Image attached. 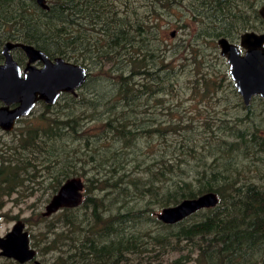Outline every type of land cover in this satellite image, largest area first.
Returning a JSON list of instances; mask_svg holds the SVG:
<instances>
[{"label": "trees", "instance_id": "obj_1", "mask_svg": "<svg viewBox=\"0 0 264 264\" xmlns=\"http://www.w3.org/2000/svg\"><path fill=\"white\" fill-rule=\"evenodd\" d=\"M151 1L140 11L130 0H47L48 9L0 0L4 40L83 65L89 72L80 90L94 73L103 71L107 83L63 94L19 127L2 158L0 197L43 190L47 201L67 178L84 177L80 203L38 214L40 238L31 235L37 253L56 254V264H166L170 251L180 256L169 264H264V123L250 124L249 113L233 124L216 115L212 123L210 113L201 131L193 127L197 117L184 119L179 110L190 90L217 98L214 105L226 95L250 109L227 69L210 70L205 44L221 62L217 39L256 29L255 2L213 0L212 31L168 47L160 12H147L177 0ZM180 49H191L182 53L183 67ZM209 191L218 197L214 207L174 224L157 218V210Z\"/></svg>", "mask_w": 264, "mask_h": 264}, {"label": "water", "instance_id": "obj_2", "mask_svg": "<svg viewBox=\"0 0 264 264\" xmlns=\"http://www.w3.org/2000/svg\"><path fill=\"white\" fill-rule=\"evenodd\" d=\"M35 2L43 9L49 8L47 0ZM263 10L264 8V15ZM174 33L172 31L170 35L173 37ZM239 41L238 46L225 37H219L217 44L221 56L226 59L229 76L236 91L243 104L248 106L254 96H260L264 101V32L246 31L240 35ZM15 47L25 51L29 62L40 59L43 66L35 68L29 65L22 76L19 65L10 53ZM2 52L5 61L0 64V100L5 106L0 107V126L6 130L13 127L16 118L28 114L39 99L47 104H54L61 92L77 96V91L88 76L89 71L83 65L61 56L51 60L43 50L29 43L7 41ZM11 103H18V106L9 109L8 105ZM83 190L82 178H67L45 204L42 216H50L61 208L77 206L82 199ZM217 203V194L209 191L162 208L157 213V218L163 223L174 224L201 209L214 207ZM0 255L21 263L34 259L33 264H43L35 258L36 250L30 246L28 231L21 220L5 236H0Z\"/></svg>", "mask_w": 264, "mask_h": 264}, {"label": "rangeland", "instance_id": "obj_3", "mask_svg": "<svg viewBox=\"0 0 264 264\" xmlns=\"http://www.w3.org/2000/svg\"><path fill=\"white\" fill-rule=\"evenodd\" d=\"M132 3H134L136 6H140V11L144 10L145 6H148L150 3H152L151 0H130ZM199 1L200 0H177V3H173V6H171L169 9L163 10L164 7H160L158 4H156L155 10L147 12L151 17H157V14L159 15V18H161L162 29L164 30V38L168 44V47H172L173 45H181L183 43V40H188L189 38H194V36H199L198 34L203 33L205 31L212 29H209L207 27V21L202 20L201 18L205 19L203 16L198 17L197 10L199 9ZM255 1V0H253ZM258 0H256L255 5L257 6ZM147 4V5H145ZM145 5V6H144ZM204 8H200L202 11ZM197 13V14H196ZM201 15V14H198ZM264 26V25H263ZM174 31V36L172 37L170 33ZM191 33L194 35L191 36ZM200 32V33H199ZM209 38L202 39L200 37V42H204V44L207 42ZM165 42V43H166ZM206 50L205 52L208 55L209 62L212 64L210 70L214 71L216 69L214 66H216L218 69H227V72L229 74V67L226 62L225 57L221 56V62L216 59V55L214 54V51L211 49V47L208 44H205ZM181 50V49H180ZM182 51V50H181ZM191 49H188L187 51L180 52V56L177 59V62L180 63V65H183L188 61L182 53H189ZM219 54L220 50L218 48ZM185 55V54H184ZM221 55V54H220ZM187 58L190 55H186ZM73 62L72 60H68ZM79 64V63H78ZM214 65V66H213ZM110 66V65H109ZM105 70V69H104ZM101 73H104L103 71ZM96 74L94 73L91 78H89V82L87 85L83 88V90H91V89H97L100 88L103 89V87L107 86V83L105 82V74ZM101 77V78H100ZM187 78L184 76L181 79V86L184 87V90L186 91L188 87L187 83L185 84V81ZM181 87V88H182ZM180 88V91H181ZM80 90V89H79ZM78 90V91H79ZM83 90H80L78 93ZM85 91V92H87ZM261 98V97H260ZM217 98H209L201 100L197 95H193L192 90L189 92H182L181 95V104L179 105V110L182 109V113H185L183 118L187 119L188 116L191 117H197L196 120L193 122L194 129L203 131L204 128L202 121L209 118L210 113L213 115L210 116V120L212 123H216V119L214 118L216 115H221L223 118H229V124H233L236 121L237 117H245V113L251 114L254 118L251 120L250 124H263L264 123V109L262 107L261 102L258 99H254L250 104V109L245 110L243 109L242 105L234 106V101L228 98L226 95H223L221 97L222 104L220 106L214 105V102ZM242 100V99H241ZM62 104V100L60 101ZM38 110L36 111V113ZM238 115V116H237ZM214 116V117H213ZM161 119H165V115L160 116ZM203 127V129H202ZM259 131H262V128L259 127ZM13 137H16L13 136ZM200 137V134L198 135ZM10 144V142H8ZM79 177V176H77ZM84 181V177H80ZM48 192L43 194V190L35 192L31 196H27L26 194H18L17 192L12 193L11 195L7 196L5 198L4 205L0 208V235H3L7 230H9L14 223L16 219H22L26 220L27 223V230L35 236L34 240H38L40 238V230L42 228V224H36L38 222V214L41 215V212L44 210V206L47 203ZM51 196H49V199ZM161 209L157 210L156 213L160 212ZM42 216V215H41ZM197 217L196 219H198ZM189 220V222H191ZM151 225H149L150 227ZM152 228H159L158 225L151 226ZM33 244V243H32ZM182 245L184 243H181ZM184 254L187 253L186 250L182 251ZM38 259L43 264H56L54 256L52 252L50 253H42L38 254ZM180 256V253L175 251H170L168 255H165L164 258L168 260L166 264H169L171 260L176 259ZM186 264V263H181ZM193 264V263H189Z\"/></svg>", "mask_w": 264, "mask_h": 264}, {"label": "flooded vegetation", "instance_id": "obj_4", "mask_svg": "<svg viewBox=\"0 0 264 264\" xmlns=\"http://www.w3.org/2000/svg\"><path fill=\"white\" fill-rule=\"evenodd\" d=\"M256 2V0L254 1ZM213 0H200L199 1V9L197 10V12H199L198 14H201V15H198L197 13V16L201 18V16H203L205 19L201 18L202 20H205L207 21V24H209L208 22H212L214 23L216 20H218V14L214 12L213 10ZM259 5V6H258ZM257 6H258V15H259V19L257 21V26H256V29H249V30H245L243 32H241L237 38H235L234 40H228L237 44L239 46V40H240V35L246 31H254L256 33H261V32H264V15L262 13V9L264 8V0H258L257 2ZM200 8H204L202 11L200 10ZM264 11V10H263ZM203 34H206V33H203ZM2 33L0 32V64L4 63L5 61V55L3 54L2 50H3V47L5 45V43L7 41H12V42H20V41H15V40H4V38H2ZM226 38V37H225ZM217 42V41H216ZM218 45V44H217ZM36 47V46H35ZM37 48V47H36ZM219 48V46H218ZM241 52H243V49L240 48ZM12 52V53H11ZM10 53H11V56L13 58V60L19 65L20 67V71H21V74L22 76L25 75V69L30 65V66H33L35 68H41L43 66V62L42 60L40 59H37L35 61H32V62H29V57L28 55L25 53V51H23L21 48L19 47H15V48H12L10 50ZM45 54L51 59L53 60L54 57L56 56H51L49 54H47L45 52ZM63 94H69V93H65V92H61L60 93V96L58 98V100L61 98V96ZM253 99V98H252ZM252 99H251V102H252ZM57 100V101H58ZM56 101V102H57ZM55 102V103H56ZM250 102V104H251ZM54 103V104H55ZM249 104V105H250ZM44 105H53V104H47L45 103L43 100H37L34 104V107L30 110V112L26 115H23V116H20L18 118H16L14 120V123H13V127L10 129V130H6L4 128H2L0 126V166H1V162H2V158H5L7 153H6V150H7V144L8 142H12V140H14L15 135L19 134V132H23L24 130L23 129H19L20 126L22 125H25L28 123L29 119L32 118L33 114L35 115L36 114V111L39 110L42 106ZM248 105V106H249ZM5 106V103L3 101L0 100V107H3ZM16 106H18V103H11L8 105L9 109H13L15 108ZM37 106V107H36ZM36 107V108H35ZM15 128V129H14ZM7 196L5 195H2L0 197V208L4 205V201H5V198ZM41 215H42V212H41ZM18 220H21L22 222H24L25 224V230H27V226H26V222L25 220H22V219H16L14 221V223L12 224V226L18 221ZM11 226V228H12ZM11 228L9 230H7L3 235H0L1 237L2 236H5L6 233L8 231L11 230ZM28 231V230H27ZM31 233L28 231V236H29V240H30V246L35 248L36 250V256L35 258L38 259V253H37V249L36 247L32 244V240H31ZM34 260V259H33ZM33 260H29L27 262H24V263H21V262H18L16 259L14 258H11V257H6V256H2L0 255V264H33ZM39 260V259H38ZM186 264H189V263H192V261H187V262H184Z\"/></svg>", "mask_w": 264, "mask_h": 264}, {"label": "bare ground", "instance_id": "obj_5", "mask_svg": "<svg viewBox=\"0 0 264 264\" xmlns=\"http://www.w3.org/2000/svg\"><path fill=\"white\" fill-rule=\"evenodd\" d=\"M49 6H50V5H49ZM50 9H51V8H50ZM11 53H12V52H11ZM84 84H85V83H84ZM79 91H80V90H79ZM79 91H78V92H79ZM254 99H255V98H254ZM59 100H60V99H59ZM36 107H37V106H36ZM36 107H35V108H36ZM14 129H15V128H14Z\"/></svg>", "mask_w": 264, "mask_h": 264}]
</instances>
